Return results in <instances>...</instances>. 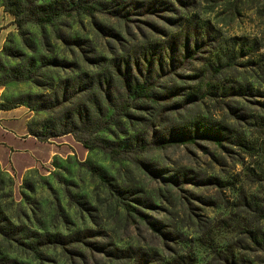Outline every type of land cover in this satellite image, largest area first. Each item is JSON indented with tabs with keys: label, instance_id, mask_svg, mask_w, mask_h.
I'll use <instances>...</instances> for the list:
<instances>
[{
	"label": "rangeland",
	"instance_id": "374dc122",
	"mask_svg": "<svg viewBox=\"0 0 264 264\" xmlns=\"http://www.w3.org/2000/svg\"><path fill=\"white\" fill-rule=\"evenodd\" d=\"M16 1L0 0V110L22 108L28 116L15 112L12 123L28 127L13 142L0 137V264H118L121 249L147 254L160 233L200 264L213 252L224 262L241 239L231 225L243 216L232 206L246 194L264 198V0H97L94 17L22 26ZM145 53L162 61L158 83L174 92L115 121L127 160L72 134L34 135L51 115L28 100L49 104L58 86ZM244 245L248 261L264 264L261 246Z\"/></svg>",
	"mask_w": 264,
	"mask_h": 264
},
{
	"label": "trees",
	"instance_id": "16d2710c",
	"mask_svg": "<svg viewBox=\"0 0 264 264\" xmlns=\"http://www.w3.org/2000/svg\"><path fill=\"white\" fill-rule=\"evenodd\" d=\"M99 4L97 0H18L15 5H12L11 10L16 16L19 26L28 22L53 24L62 17L70 18L77 13L94 17L100 13ZM120 4L124 5L125 3ZM7 6H10L8 2ZM116 17L129 18V15L119 12L116 13ZM174 44L177 45V42L174 41ZM164 47L167 48V46ZM161 63L162 61L156 59L153 53L150 55L145 53L142 57H128L120 61L114 60L108 68L88 77L89 80L84 83L77 79L75 82L68 81L64 90L63 86L53 89L54 99L49 104L45 102L47 98L41 99L42 96L36 97L37 100H28L32 110L45 111L51 115V118L43 123L42 130L34 135L43 140L72 134L87 149L100 150L115 161L127 160L129 150L123 146L120 137L116 136L111 128L116 126L115 121L122 114H124L123 117L130 118L132 110L150 111L151 104L160 101L165 96L164 94L171 95L174 92L172 87H162L158 83L164 72ZM156 64L157 69L155 68ZM165 98L163 99L165 100ZM39 100L41 103H37ZM58 100H64L67 105L58 107L56 105ZM140 100H143V104L138 105ZM103 131H108L113 139L101 137L100 133ZM214 141L220 143L217 137L214 138ZM187 143H195V138L181 139L177 142L181 145ZM251 150H256V147ZM261 172L264 175V169ZM93 173L103 184L111 185L109 179L100 174L98 170L94 169ZM125 206L128 211L131 209L138 211L130 205ZM232 207L233 212L236 211L240 216H243L237 221L233 219L235 224L231 225L233 227L231 230L241 239L233 243L232 246H227L224 262L219 254L213 252L211 260L203 264L262 263L259 259L248 261L243 250L247 248L244 245L247 241L252 245L261 246L264 250V238L261 241L258 240L260 235H264L262 233L264 229V198L246 194L241 198L238 197ZM151 228L157 229L154 224L151 225ZM159 238L157 248L147 254L136 249H121L120 253L124 256L119 257V260L122 259V261L118 264H200L193 251L183 248L180 251H173L166 246L164 233H160ZM33 258L39 262L43 255L35 249Z\"/></svg>",
	"mask_w": 264,
	"mask_h": 264
},
{
	"label": "crops",
	"instance_id": "0c3cea01",
	"mask_svg": "<svg viewBox=\"0 0 264 264\" xmlns=\"http://www.w3.org/2000/svg\"><path fill=\"white\" fill-rule=\"evenodd\" d=\"M5 34H6L5 30L0 31V50H1V47L3 45V41L5 39ZM20 110H22V108H17L14 110H0V115L1 116L5 115V118L0 120V129L3 130L2 132L0 130L1 139H7L8 138V140L13 142L14 140H16L18 138V135H20L22 131L27 129V127H28L27 123H23V124L20 122L17 124L12 123V121H14V120H19L16 117L14 118L15 112H18L21 117L26 115L24 113L22 114V112ZM26 116H28V114ZM7 122H10L11 124L7 125L6 124Z\"/></svg>",
	"mask_w": 264,
	"mask_h": 264
}]
</instances>
